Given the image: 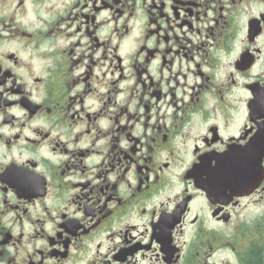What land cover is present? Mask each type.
<instances>
[{"label": "flooded vegetation", "instance_id": "flooded-vegetation-1", "mask_svg": "<svg viewBox=\"0 0 264 264\" xmlns=\"http://www.w3.org/2000/svg\"><path fill=\"white\" fill-rule=\"evenodd\" d=\"M254 259L264 0H0V264Z\"/></svg>", "mask_w": 264, "mask_h": 264}, {"label": "rangeland", "instance_id": "rangeland-1", "mask_svg": "<svg viewBox=\"0 0 264 264\" xmlns=\"http://www.w3.org/2000/svg\"><path fill=\"white\" fill-rule=\"evenodd\" d=\"M222 258H224L225 262L229 258V255L226 253V251H224V254H222ZM229 260H231V259L229 258Z\"/></svg>", "mask_w": 264, "mask_h": 264}, {"label": "trees", "instance_id": "trees-1", "mask_svg": "<svg viewBox=\"0 0 264 264\" xmlns=\"http://www.w3.org/2000/svg\"><path fill=\"white\" fill-rule=\"evenodd\" d=\"M252 264H262V262L259 259H256V260L254 259V262Z\"/></svg>", "mask_w": 264, "mask_h": 264}]
</instances>
